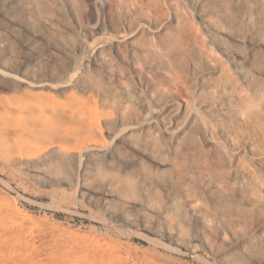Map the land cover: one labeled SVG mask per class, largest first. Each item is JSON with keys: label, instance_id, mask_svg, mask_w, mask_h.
Wrapping results in <instances>:
<instances>
[{"label": "rangeland", "instance_id": "obj_1", "mask_svg": "<svg viewBox=\"0 0 264 264\" xmlns=\"http://www.w3.org/2000/svg\"><path fill=\"white\" fill-rule=\"evenodd\" d=\"M76 1L71 7L66 0H49L46 9L31 12V21L19 12L15 22L0 17V58L43 70H63L73 59L93 82L79 93L104 113L134 111L155 119L170 100L173 110L163 121L173 136L153 126L149 148L122 145L123 156L154 177L146 193L138 181L124 200L113 198L118 215L127 205L131 224L113 220L108 209L82 197L81 181L44 186L0 154V216L15 241L35 257L66 264H90L105 252L121 264H264L258 245L264 222L231 224L223 215L225 201L214 197L224 186L246 208L249 197L237 189L250 185L264 201V74L255 60L264 56V35L256 32L264 24L258 22L264 0ZM179 32L193 34L183 48H193L200 61L189 52L177 60L173 48L165 47ZM66 42L77 48L72 56ZM99 44L103 62L86 65ZM104 125L107 141H114L115 127ZM186 134L199 136L205 155ZM104 172L125 173L117 162L106 164ZM54 188L63 192L53 194ZM196 213L205 216V225L194 221Z\"/></svg>", "mask_w": 264, "mask_h": 264}, {"label": "bare ground", "instance_id": "obj_2", "mask_svg": "<svg viewBox=\"0 0 264 264\" xmlns=\"http://www.w3.org/2000/svg\"><path fill=\"white\" fill-rule=\"evenodd\" d=\"M48 1L0 0V17L15 22L19 12L24 15V20L26 17L31 21V12L46 9ZM66 1L71 7L77 3L76 0ZM258 8L260 11L258 22L261 23L264 22V5H259ZM53 25L55 24L48 22V26ZM256 32L264 35V24ZM192 39V33L179 32L168 37L165 47L173 48L172 54L174 57L177 56V60H181L186 52L199 60V54L193 48L188 51L183 48V41ZM261 39L259 42L262 41ZM66 43V51L72 56V52L77 48L73 43ZM103 48L104 44L95 46L92 57L86 60L85 64L93 65L94 68L100 65L104 60ZM262 57H255V60L259 72L263 75L264 56ZM73 62L71 59L63 70H43L34 67H16L9 60L0 58V154L7 162L16 166L22 165L24 169L26 167V172L44 186L60 187L63 184H72L71 182L75 180L81 181L82 197L92 204H99L108 209L113 220L120 219L131 224L135 219L128 214L127 205L122 206L121 214L118 215L113 210V198L124 200V197H127L126 192L134 189L138 181L141 182L143 192L146 193L154 177L144 170H137L134 167L137 160L124 157L122 145L128 143L131 146L149 148L153 144L150 133V128L153 126L162 127L166 133L172 132L171 126L164 123L163 115L173 110V104L166 99L165 105L155 119L139 117L134 111L124 112L123 115L104 113L92 97L85 98L79 93L81 90H89L93 82L85 74V69H78ZM261 86L264 88V84ZM175 110L176 113L180 112L178 107ZM104 124L115 127L114 141H107ZM170 134L173 136L172 133ZM198 137L196 134H186L185 139L201 154L203 148L196 142ZM203 159L205 161V156ZM116 162L125 173L106 174L105 165ZM216 165L213 162L212 168ZM237 177V175L232 176L233 179ZM156 180L164 187L167 186L160 176H156ZM52 191L53 194L63 192L59 188H54ZM237 192L240 197H249L246 208L233 201L232 197H235V194L226 187L219 186L215 192L214 197L226 203V210L223 212L227 217L226 220L234 224L235 220L243 219L249 225L264 222V201L261 198L263 196L250 185L238 187ZM146 205L150 211L158 213L153 203L147 202ZM1 216L0 264H66L52 260V257L50 261L40 259L39 255L35 257L28 247L15 241L13 228L3 221ZM193 216L199 226L205 225L204 215L196 213ZM258 245L264 248L263 241ZM107 253H103L102 258L94 259L90 264H121L117 262L120 261L119 258L117 261L110 260Z\"/></svg>", "mask_w": 264, "mask_h": 264}]
</instances>
